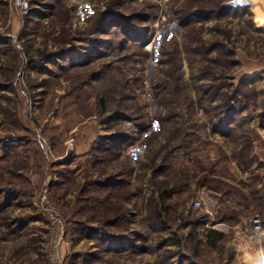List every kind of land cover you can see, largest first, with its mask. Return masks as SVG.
<instances>
[{
	"label": "rangeland",
	"instance_id": "rangeland-1",
	"mask_svg": "<svg viewBox=\"0 0 264 264\" xmlns=\"http://www.w3.org/2000/svg\"><path fill=\"white\" fill-rule=\"evenodd\" d=\"M24 1L0 0V264H264V0Z\"/></svg>",
	"mask_w": 264,
	"mask_h": 264
},
{
	"label": "built area",
	"instance_id": "built-area-1",
	"mask_svg": "<svg viewBox=\"0 0 264 264\" xmlns=\"http://www.w3.org/2000/svg\"><path fill=\"white\" fill-rule=\"evenodd\" d=\"M14 5L23 12L27 11V2L24 0H13ZM229 5L232 8H248L251 7L252 3L251 0H232L229 2ZM196 206H199L200 203L196 202ZM249 228L252 233H254L256 236L260 237L262 232V219L260 217H253L249 220Z\"/></svg>",
	"mask_w": 264,
	"mask_h": 264
}]
</instances>
